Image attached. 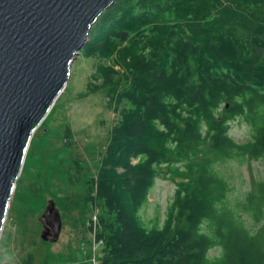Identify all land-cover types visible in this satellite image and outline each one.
<instances>
[{
	"label": "trees",
	"instance_id": "trees-1",
	"mask_svg": "<svg viewBox=\"0 0 264 264\" xmlns=\"http://www.w3.org/2000/svg\"><path fill=\"white\" fill-rule=\"evenodd\" d=\"M80 55L94 61L81 97L107 90L117 114L86 184L99 264H264V178L252 168L264 163V0H117ZM231 162L250 171L239 197L221 170ZM163 168L179 181L163 222L148 225L141 212ZM29 190L38 198L43 185Z\"/></svg>",
	"mask_w": 264,
	"mask_h": 264
},
{
	"label": "rangeland",
	"instance_id": "rangeland-1",
	"mask_svg": "<svg viewBox=\"0 0 264 264\" xmlns=\"http://www.w3.org/2000/svg\"><path fill=\"white\" fill-rule=\"evenodd\" d=\"M93 70L94 61L79 55L64 92L33 136L0 239L1 264H21L29 253L36 256L35 264H42L46 257L48 264H93L94 241L90 225L98 210L85 201L86 184L98 173L117 119L113 107L108 105L107 90L81 97L87 90ZM67 128L71 129L68 138L71 143L66 142ZM231 135L236 141L245 143L249 129L236 122ZM200 157L201 160L207 157L217 162L216 155L208 150ZM252 168L258 177L264 178V163L256 162ZM77 170L81 171L80 174ZM221 170L235 188V197L247 191L250 182L247 166L231 162ZM69 172L70 176L77 178L68 180L66 173ZM178 181L174 171L163 168L150 193L149 203L141 212L148 225H152L156 217L163 222ZM37 182L43 185L38 198L29 190ZM51 202L62 220L61 234L56 242L52 235L48 240L42 239L45 229L43 215ZM261 235L264 238V231ZM101 251L102 245L97 247L96 259Z\"/></svg>",
	"mask_w": 264,
	"mask_h": 264
},
{
	"label": "water",
	"instance_id": "water-1",
	"mask_svg": "<svg viewBox=\"0 0 264 264\" xmlns=\"http://www.w3.org/2000/svg\"><path fill=\"white\" fill-rule=\"evenodd\" d=\"M117 0H0V239L37 129L64 92L91 28ZM42 239L61 234L50 203ZM1 264V262H0Z\"/></svg>",
	"mask_w": 264,
	"mask_h": 264
},
{
	"label": "built area",
	"instance_id": "built-area-1",
	"mask_svg": "<svg viewBox=\"0 0 264 264\" xmlns=\"http://www.w3.org/2000/svg\"><path fill=\"white\" fill-rule=\"evenodd\" d=\"M94 206V205H93ZM95 208L98 210L97 212L94 213V215L92 216V221H91V225H90V234L93 237V241H94V257H93V264H99V259H96V250L97 247L102 245V241L101 242H97L96 240V234L99 230V219H98V215H99V209L97 207V205H95Z\"/></svg>",
	"mask_w": 264,
	"mask_h": 264
},
{
	"label": "bare ground",
	"instance_id": "bare-ground-1",
	"mask_svg": "<svg viewBox=\"0 0 264 264\" xmlns=\"http://www.w3.org/2000/svg\"><path fill=\"white\" fill-rule=\"evenodd\" d=\"M60 98V97H59ZM29 151V150H28Z\"/></svg>",
	"mask_w": 264,
	"mask_h": 264
}]
</instances>
